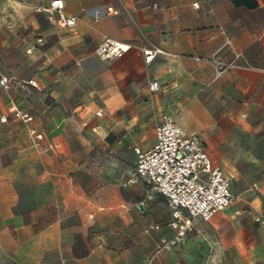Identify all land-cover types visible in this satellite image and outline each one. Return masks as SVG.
Returning <instances> with one entry per match:
<instances>
[{
  "label": "crops",
  "instance_id": "1",
  "mask_svg": "<svg viewBox=\"0 0 264 264\" xmlns=\"http://www.w3.org/2000/svg\"><path fill=\"white\" fill-rule=\"evenodd\" d=\"M50 1L0 0V73L14 79L0 86V118L17 105L52 145L37 150L26 124L0 119V264H187L204 244L209 264H264V224L233 219L245 203L230 209L234 191L249 195L255 185L264 219V0L253 9L63 0L73 28L35 10ZM105 37L129 48L100 58ZM142 48L161 52L146 63ZM234 53L237 67L216 77L211 60ZM165 114L200 136L235 195L172 249L160 247L173 235L167 203L139 202L155 191L127 183L132 148L153 147Z\"/></svg>",
  "mask_w": 264,
  "mask_h": 264
},
{
  "label": "built area",
  "instance_id": "2",
  "mask_svg": "<svg viewBox=\"0 0 264 264\" xmlns=\"http://www.w3.org/2000/svg\"><path fill=\"white\" fill-rule=\"evenodd\" d=\"M35 10L50 14L49 17H54L56 24L62 28H73L77 22L75 15L64 11L63 0H51L47 6H35ZM108 10L111 11V8ZM128 48L129 45L105 37L96 45L95 53L105 59L121 55ZM158 52L161 50L157 48H142L144 61L150 62ZM238 57L239 53H234L227 61L211 60L216 77L236 68ZM13 81L12 77L7 78L0 73L1 87L7 89ZM27 83L35 85L33 80ZM148 87L154 91L158 88V82L150 81ZM97 114L100 115V111ZM9 116L27 125L29 143L33 148L41 151L52 148V145L43 143L45 134L32 124L33 116L28 112L12 104L7 115H2L0 119L6 121ZM155 135L156 142L150 149L142 150L137 146L132 148L137 160L127 183L143 181L165 199L170 210L167 225L173 235L162 239L160 247L172 249L179 246L193 231L196 219L209 221L216 213L230 207L235 195L231 191L229 179L218 166L213 165L199 135L186 133L175 119L166 114L156 125ZM254 221L264 224L260 215Z\"/></svg>",
  "mask_w": 264,
  "mask_h": 264
},
{
  "label": "rangeland",
  "instance_id": "3",
  "mask_svg": "<svg viewBox=\"0 0 264 264\" xmlns=\"http://www.w3.org/2000/svg\"><path fill=\"white\" fill-rule=\"evenodd\" d=\"M252 188H253L252 192L249 195L240 194L234 191V193L238 196V201L237 204L230 207V209L236 208L238 203L239 204L245 203L244 209L246 210L236 214L235 218L233 219L244 217V219L250 220L254 224L255 226L254 228H256L260 224L254 222V217L259 214L262 207L261 206L262 201L258 197L259 193L255 185ZM138 201L139 202L151 201L153 205L158 204L160 207L163 208H165V206L167 207L165 200L161 196H159V194H157L156 192H153L152 195L146 193H144L143 195H139ZM205 248H206V244L202 245V249L197 250L196 253H193L192 251V254L189 256V259L187 260V264H209V262H207L206 259L208 260L210 254Z\"/></svg>",
  "mask_w": 264,
  "mask_h": 264
},
{
  "label": "trees",
  "instance_id": "4",
  "mask_svg": "<svg viewBox=\"0 0 264 264\" xmlns=\"http://www.w3.org/2000/svg\"><path fill=\"white\" fill-rule=\"evenodd\" d=\"M235 6H245L248 9H253L257 6L256 0H230Z\"/></svg>",
  "mask_w": 264,
  "mask_h": 264
},
{
  "label": "water",
  "instance_id": "5",
  "mask_svg": "<svg viewBox=\"0 0 264 264\" xmlns=\"http://www.w3.org/2000/svg\"><path fill=\"white\" fill-rule=\"evenodd\" d=\"M140 208H142V205H140Z\"/></svg>",
  "mask_w": 264,
  "mask_h": 264
}]
</instances>
